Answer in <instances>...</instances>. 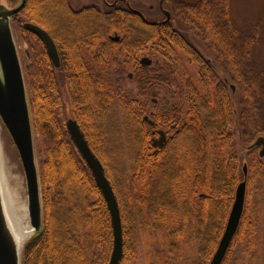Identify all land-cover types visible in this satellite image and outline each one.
<instances>
[{
    "label": "trees",
    "instance_id": "obj_1",
    "mask_svg": "<svg viewBox=\"0 0 264 264\" xmlns=\"http://www.w3.org/2000/svg\"><path fill=\"white\" fill-rule=\"evenodd\" d=\"M259 7L261 15L250 22L234 12L229 0L191 3L177 8L186 26L181 31L173 24H146L117 9L103 20L97 8L74 14L69 0L26 1L18 22L39 24L55 36L68 104L44 44L22 28L34 134L43 157L39 169L44 225L42 233L27 242L24 264H92V252L97 264H108L112 253L107 203L67 130V109L103 163L117 196L124 234L122 264L136 258L140 233L161 234L169 250L197 243L195 264H209L243 180L232 131L235 106L242 126L253 125L248 118H259L264 106V2ZM88 13V36L93 40L86 45L96 49L92 68L58 38L54 25ZM69 25L74 32V22ZM105 32H119L124 41L108 49ZM239 38L242 44H237ZM194 40L233 81L218 74ZM151 53L162 56L165 64L143 67L140 58ZM183 54L196 65V76L187 72ZM246 63L249 67L243 69ZM127 71H133L141 97L120 94L117 85ZM229 82L238 87V103ZM158 89L167 93L168 108L163 102L149 105L148 98ZM172 125L177 131L165 146L155 148L153 132ZM247 157L245 211L224 264L237 243L251 250L254 242L255 224L247 205L261 162L257 149Z\"/></svg>",
    "mask_w": 264,
    "mask_h": 264
},
{
    "label": "water",
    "instance_id": "obj_2",
    "mask_svg": "<svg viewBox=\"0 0 264 264\" xmlns=\"http://www.w3.org/2000/svg\"><path fill=\"white\" fill-rule=\"evenodd\" d=\"M26 1L19 0L15 6L11 7L7 0H0V118L21 158L27 183L29 218L35 232L25 242L22 250L18 251L7 230L0 197V264H23L22 256L26 243L37 233H42L44 226L42 186L28 87L24 65L12 27L13 17L23 11ZM116 4L117 2L114 3V5ZM128 4L130 5V3ZM133 11L140 15L146 23L150 25L157 24L148 21L139 11ZM166 15H168V18L165 22H168L170 14L166 12ZM23 28L35 34L43 42L54 68L59 70L61 68L60 54L52 36L44 28L32 22H26ZM114 38L116 41L119 40L118 35ZM140 62L143 67H149L152 65L153 60L149 57H143ZM232 89L234 88L232 87ZM146 118L148 119V117ZM149 122L153 125L152 121ZM66 126L78 152L89 166L107 203L113 232V248L108 264H122L124 258L123 223L114 188L106 175L103 163L91 149L78 121L69 118ZM166 142L167 134L160 131V137L156 140L155 145L163 147ZM253 145L262 146L260 156L264 157V137H258ZM243 171L245 179L237 186L225 231L209 264L224 263L239 230L246 203L247 165H244Z\"/></svg>",
    "mask_w": 264,
    "mask_h": 264
},
{
    "label": "rangeland",
    "instance_id": "obj_3",
    "mask_svg": "<svg viewBox=\"0 0 264 264\" xmlns=\"http://www.w3.org/2000/svg\"><path fill=\"white\" fill-rule=\"evenodd\" d=\"M9 1L10 2L12 1L11 2L12 4L14 3L13 0H9ZM129 1L132 3L133 7L141 9L142 11L145 12L146 15L148 14L147 17H150L151 15L149 13V7L151 5L156 7L159 2V0H129ZM203 1H207V0H183V2H181L180 0H171L169 5H167L166 7L169 8L170 10L174 9L173 14L176 19L174 20L175 26L179 28L181 31L186 29V27H182L181 24H179V20H181V18L180 15L177 13V8L184 7L191 3L203 2ZM229 1L230 2L232 1L234 12L237 11L239 16L244 17L246 21H250V22H252L255 19V17H259L261 15L259 12L261 11L259 4L263 5L264 2V0H229ZM93 4L98 6L99 8L102 7L101 0H71V5L75 9H80L83 6H88ZM152 17L155 18L150 20H159L161 18L158 14H153ZM63 24L64 22H62V25ZM62 25L57 29L59 34H62ZM20 26H21L20 23H16L15 21L13 22L12 27L15 34V38L18 43L22 63L24 66H27L29 63V59L26 57V53H25L27 45L23 40L24 32L22 27ZM114 33L115 32H113L112 34ZM190 39L193 40L191 37ZM194 42L201 50H203V53H205V55L208 53L206 49L204 50L202 44H198L195 40ZM242 42L243 39L239 38L237 44L240 43L242 44ZM151 54H153L151 57L153 59V67H157L165 64L164 58L160 56L158 53H151ZM183 56L185 57L184 63L187 72L192 76H196L197 75L196 65L190 62V57L188 55L183 54ZM207 57H209V59L212 61V66L215 68L218 74L221 75V77H225L228 80L231 79L232 75L230 73H227L223 67H219L218 65L219 62H217L210 53L207 54ZM248 64L247 63L243 64L242 65L243 69L245 68V66L249 67ZM224 71L226 73H224ZM132 72L133 71H127V75L125 76V79H122V81L117 85V88L121 95H126L128 97L135 99L141 96L139 94V90L137 88L136 81L134 79V74ZM130 73L133 74L132 79L128 77ZM58 80L61 85L64 100L68 104V96L64 88L63 75L61 74L60 71L58 72ZM231 81L233 80L231 79ZM228 86H230V88L231 87L234 88V91H230V92L232 98L234 99V102L238 103L237 85L233 84V82H229ZM166 94L167 93L162 92L161 90L160 93L161 101L164 102V104H168L167 102L170 101L166 99L167 98ZM142 100L144 101V99ZM148 102L149 105H152V100L150 98H148ZM182 105L183 107L184 105L186 107V101L182 102ZM235 108H236L235 122L232 131L234 134V144L238 154L239 163L242 172V167L246 165L248 161L247 155L249 152V148L253 146L254 142L258 137H264V106L262 107L263 111L260 114L259 118L257 119L255 117L254 119L252 117L248 118V121H250V123H252L253 125L246 124L243 126L241 125V121H240L239 106H235ZM66 116L68 118H72V115L68 109L66 111ZM32 120H33V116H32ZM254 123H256L257 127L254 126ZM0 127L2 128V131L4 132L5 136L8 139L7 149L9 152L13 154L15 161L17 162L19 172L22 175L24 197H26V203L28 204L26 176L19 152L15 144L13 143V140L8 130L6 129L5 125L3 124L1 118H0ZM166 130L169 131L170 135L174 134V132L170 131L169 129ZM35 140H36V148H37L36 151L39 162L40 159L43 158L42 149L40 143L38 142L39 140L37 138H35ZM122 141H123L122 143L125 145L124 135L122 136ZM258 151L257 154L259 153ZM260 162H261L260 165L261 168L259 169L258 175L255 176L254 182L251 186V192L250 194H248L249 202L247 205V209L249 210V216H252L255 224V236H254L253 246L251 250L248 249L246 250L244 243L242 242L237 243L233 247L230 258L226 264H264V157L260 158ZM168 246L169 243L167 242L166 238L163 237L161 234L140 233L136 258L133 261L127 262L126 264H195L199 259V245L197 243L194 242L187 243L185 245L178 247V249L175 248L172 250H169ZM22 262L24 264V254H23ZM90 262L92 264H97L96 252L91 253Z\"/></svg>",
    "mask_w": 264,
    "mask_h": 264
},
{
    "label": "flooded vegetation",
    "instance_id": "obj_4",
    "mask_svg": "<svg viewBox=\"0 0 264 264\" xmlns=\"http://www.w3.org/2000/svg\"><path fill=\"white\" fill-rule=\"evenodd\" d=\"M101 1H102V7H100V8L98 6H96V5L93 4V5L83 6L80 9H75V8L72 7V5H71L70 2H69V4H70V6L72 8L71 10L76 15H81L82 12H83V10L87 11L88 9L97 8V10L99 11V15H101V17L103 18V20L105 19L106 14L108 12L110 14H112L113 11H115L116 9L117 10H120V11L127 12V13L130 12L133 15L137 16L138 18H140L141 21H143L144 23H146V22L142 19V17L140 15L134 13L133 10H137L140 13H142L146 17V19H148V21H150V22L151 21L152 22H156V23L165 22L167 20V18H168V15H166V12H168L170 14V17H169L170 20L168 22H165L164 24H170V25L173 24L174 25V20H176L175 17H174V14H173V10L174 9H171L170 10L169 8L166 7L167 5H169V3H170L171 0H159L158 5L156 7H154L153 5H151L149 7V13L151 14L150 17H147L148 14L146 15L145 12L142 11L141 9H138V8L133 7L132 6V3L129 0H101ZM180 1L183 2V0H180ZM13 2L14 3L13 4L11 3V6H15L19 1L18 0H13ZM116 2H117V4L114 5V3H116ZM128 3H130V5ZM153 14H158L161 18L159 20H150V19L155 18V17H152ZM84 17H88V18L85 19ZM21 18H22V12L20 14L16 15V16H14L13 22L15 21L17 23L19 20H21ZM71 21L74 22V28H75V31L74 32H71V28H70V25H69L71 23ZM181 21L182 20H179V24H181L182 27H186V26H184V24ZM63 22H64L63 25H62V23H60V24H54L55 26H57L56 27L57 29L59 27H61V25H62V34H59L58 33V30L56 29V31H55L56 35L62 41H65L66 43H68V45L70 46L71 49L73 48L74 50H77L78 52H80L79 58L82 61H85L86 64L90 68H92L93 65L91 64V61H92L93 57L96 55V49L92 48L89 45H86V44H89V43L92 42L91 39L93 40L92 37L88 36L89 35L88 33L89 32H92V27H91L92 20L90 18V14L88 13V14H85V16L82 15V16H79V17H76V18L70 19V20L69 19H66ZM18 23H20V22H18ZM25 23L26 22H22V23H20V25L22 26ZM39 26H41V25H39ZM42 28H44V27H42ZM44 29L52 36V38L54 39V41H55V43H56V45L58 47V43H57V41H56L55 36L53 35V33L49 29H46V28H44ZM132 32L135 33L134 30H132ZM84 33H86L87 35L85 36ZM116 35L119 36V40L118 41H116V39L114 38ZM124 38H125L124 35L121 34V33H119V32H115L114 34L107 33V32L104 33V42H106V46H107L108 49L112 47V43H115L117 45L121 44L124 41ZM71 42H75L74 45ZM58 51H59V49H58ZM143 57H146V55L145 56H142L140 58L139 62L141 61V59ZM27 58H29V56H27ZM60 59H61V57H60ZM128 77L130 79H132L133 78V75L132 76L129 75ZM160 93H161V90L158 89L150 97V99L152 100V104L154 106L157 105L160 102L162 103ZM162 104L164 105L165 108H168V105L167 104H164V102ZM146 117H144V120L147 121V123H148L149 120ZM168 129L170 131H172V132H176L177 131V127L174 126V125H172ZM160 131H163V130H156V131L153 132L152 145L154 147H160L159 145H157V146L155 145L156 140L160 136ZM165 132L167 133V141H169V138L172 135L170 136V133H169L168 130L167 131L165 130Z\"/></svg>",
    "mask_w": 264,
    "mask_h": 264
},
{
    "label": "bare ground",
    "instance_id": "obj_5",
    "mask_svg": "<svg viewBox=\"0 0 264 264\" xmlns=\"http://www.w3.org/2000/svg\"><path fill=\"white\" fill-rule=\"evenodd\" d=\"M7 140L0 127V197L8 233L18 251H21L35 229L30 223L22 175L13 154L7 149Z\"/></svg>",
    "mask_w": 264,
    "mask_h": 264
}]
</instances>
